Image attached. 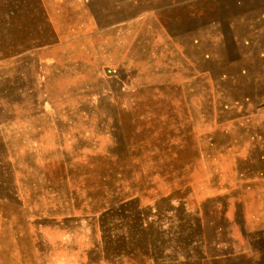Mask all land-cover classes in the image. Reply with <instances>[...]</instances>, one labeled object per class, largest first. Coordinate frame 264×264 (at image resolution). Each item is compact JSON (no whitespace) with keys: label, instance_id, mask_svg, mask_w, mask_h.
<instances>
[{"label":"rangeland","instance_id":"1","mask_svg":"<svg viewBox=\"0 0 264 264\" xmlns=\"http://www.w3.org/2000/svg\"><path fill=\"white\" fill-rule=\"evenodd\" d=\"M0 264H264V0H0Z\"/></svg>","mask_w":264,"mask_h":264},{"label":"water","instance_id":"2","mask_svg":"<svg viewBox=\"0 0 264 264\" xmlns=\"http://www.w3.org/2000/svg\"><path fill=\"white\" fill-rule=\"evenodd\" d=\"M107 73H108V74H111V72H110V71H107Z\"/></svg>","mask_w":264,"mask_h":264}]
</instances>
